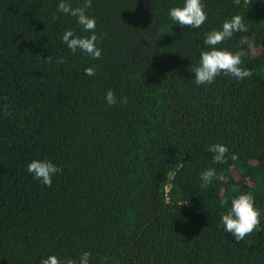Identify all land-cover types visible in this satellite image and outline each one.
Here are the masks:
<instances>
[{
    "label": "trees",
    "instance_id": "obj_1",
    "mask_svg": "<svg viewBox=\"0 0 264 264\" xmlns=\"http://www.w3.org/2000/svg\"><path fill=\"white\" fill-rule=\"evenodd\" d=\"M60 2L0 0V264L85 251L89 264H264V0H201L199 29L169 17L185 0H92L100 59L63 42L91 33ZM234 15L248 31L216 47L243 50L252 77L197 86L206 33ZM109 89L127 103L109 105ZM217 143L226 162L206 151ZM33 160L62 169L51 187ZM246 193L260 225L237 241L222 215Z\"/></svg>",
    "mask_w": 264,
    "mask_h": 264
},
{
    "label": "clouds",
    "instance_id": "obj_2",
    "mask_svg": "<svg viewBox=\"0 0 264 264\" xmlns=\"http://www.w3.org/2000/svg\"><path fill=\"white\" fill-rule=\"evenodd\" d=\"M91 7L92 0H83V3L77 7H72L66 0H61L57 10L77 18V23L82 26L83 30L91 33L89 36L81 37L74 35L72 30H67L62 36V40L73 53L80 50L94 59H100L102 57V49L97 46V43L103 38V34L100 36L96 34V18L87 14V10ZM168 14L174 24L192 29L201 28L207 19V13L204 11V5L201 0H185L182 7H172L169 9ZM247 31L248 28L244 23V18L241 15H234L230 20H226L223 23L221 30H213L206 33L204 44L209 47V50L201 52L199 66L193 69L197 86L214 83L216 77L221 73L231 75L241 81L252 77L253 73L251 70L241 67L242 57L245 55L243 50L233 53L227 49L216 47L232 38L234 33ZM46 60L51 63L52 57L49 55ZM56 63L59 65L65 63V61L63 58H58ZM85 74L95 76V66L86 68ZM105 99L109 105L127 103V97L118 100L115 92L111 89L107 91ZM206 151L214 154L213 163L226 162L228 158L229 149L224 144L209 145ZM231 158L235 160L238 157L233 153ZM27 171L44 185L51 187L53 176L62 172V169L51 161L33 160L27 165ZM215 177L216 170L214 168H208L203 171L200 177L203 182L202 187H207L211 184ZM254 199L252 193L240 194L231 201L230 210L222 215V223L225 230L231 233L237 241L252 234L260 225L261 213L256 208ZM220 202L222 206L228 203L225 198H222ZM90 257L91 253L88 251L82 253L78 262L73 259L61 260L56 255H49L43 258L40 264H89Z\"/></svg>",
    "mask_w": 264,
    "mask_h": 264
}]
</instances>
